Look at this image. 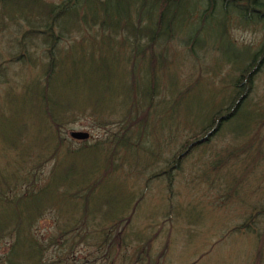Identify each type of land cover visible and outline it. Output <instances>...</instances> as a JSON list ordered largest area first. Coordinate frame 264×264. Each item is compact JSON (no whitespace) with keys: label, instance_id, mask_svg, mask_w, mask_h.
Instances as JSON below:
<instances>
[{"label":"trees","instance_id":"obj_1","mask_svg":"<svg viewBox=\"0 0 264 264\" xmlns=\"http://www.w3.org/2000/svg\"><path fill=\"white\" fill-rule=\"evenodd\" d=\"M223 1L213 6V2L207 0H61L58 5L47 0H0V16L5 15L10 20L22 18L25 30L21 38L40 39L45 58L41 68L42 91L38 92L36 83L30 97L23 95L19 99L29 102L30 112L44 129L37 141L40 148L33 157L35 165L25 170L24 175L19 172L26 164L11 179L0 178L3 181L0 205L25 200L33 213L19 225L21 230L14 229L13 225H0V247L8 244L0 256V264H164L167 241L152 254V237L144 238L138 232L135 240L130 238L129 226L140 197L134 199L129 190L108 195L106 183L111 175L121 174L118 170L126 159L133 162V167L121 174L127 177L135 166L149 165L156 158L160 147L152 145L150 136L160 105L158 72L168 62L165 53L169 43L182 36L180 40L185 44L182 48L193 56L194 46L203 48L197 43L208 21L211 27L218 29L219 36L229 39L231 25H247L254 20L251 24L259 22L261 25L262 42L249 61L239 68L227 98L213 105L198 123L187 121L194 126L192 134L151 178H164L169 189L172 172L179 169L192 150L206 145L226 125V131L232 132L235 139L239 132L247 129L248 122L242 120L244 115L238 116L264 61V0H236L235 7L232 0L228 4L227 0ZM24 13L29 16H23ZM191 25L193 31L188 34L185 31ZM61 41H71L66 50L56 47ZM84 47H88L87 50ZM112 50L125 51L122 67L129 72L125 96L118 97L120 103L79 94L68 99L66 94L77 91V87L82 93L86 91L82 85L66 84L65 89L60 85V79L67 77L70 69L77 65L85 67L89 63L90 73L99 77L98 85L93 88L108 91ZM18 53L13 55L12 61L21 60L23 56L31 61L24 45H20ZM134 65L139 68L136 77L132 73ZM69 80L77 81L78 75L72 73ZM172 86L169 83L165 88ZM184 104L185 99V116ZM76 116L92 117L96 126L105 130L103 138L89 144L87 140L63 137L62 125ZM236 119L242 122L238 133L233 125ZM165 122L164 119L159 121ZM23 158L29 162L30 156ZM43 164L48 165L47 171L39 176L36 167ZM50 190L60 194L62 203L49 204L48 200V204L43 201L39 207L35 198ZM60 205L65 211L63 219H60ZM68 211H72L69 217ZM256 214L264 215V206ZM44 216L56 220V232L45 237L33 236L34 225ZM250 222L251 217L234 230H248ZM6 239L9 241H4ZM263 241L257 240L259 244L248 264H263Z\"/></svg>","mask_w":264,"mask_h":264},{"label":"rangeland","instance_id":"obj_2","mask_svg":"<svg viewBox=\"0 0 264 264\" xmlns=\"http://www.w3.org/2000/svg\"><path fill=\"white\" fill-rule=\"evenodd\" d=\"M60 1L47 0L53 5ZM22 15L29 16L27 13ZM23 21L19 17L10 20L5 15L0 16V178L5 180L16 176L18 169L25 164L19 174L24 175L25 170L35 165L36 158L33 157L40 148L37 141L44 132L30 112L29 102L19 100L23 95L30 97L36 83L38 92L42 91L41 68L45 63L40 39L21 38L25 30ZM252 22L254 20L247 25H231V38L228 39L219 36L218 29L211 27L208 21L204 35L197 43L203 48L194 46L193 56L182 48L185 45L180 40L182 36L169 43L165 53L168 62L158 72L160 95L157 100L160 105L156 109L150 136L152 145L159 144L160 147L156 158L149 165L135 166L127 177L121 174L133 167V162L126 159L118 170L121 174L111 175L106 183L108 195L115 196L129 190L134 199L140 197L129 226L130 238L135 240L138 232L144 238L152 237V254H156L167 241L164 264H248L259 244H256L257 240H264V215L256 214L264 206V61L239 112L238 117L244 115L242 120L248 122L247 129L239 132L235 139L232 132L226 131V125L206 145L192 150L179 169L172 172L169 189L164 178H151V174L163 168L183 140L192 134L194 126L189 123H198L213 105L230 94V85L239 68L249 61L262 42L261 25ZM192 31L193 25L185 32L190 34ZM69 42L61 41L56 47L66 50ZM21 44L26 47L30 62L25 60L27 56L12 61ZM84 48L87 50L88 47ZM111 52L108 91L93 88L98 85L99 77L90 73L87 63L85 67L71 68L69 75L60 79L64 89L66 84L82 85L86 89L82 93L77 87V91L66 94L68 99L79 94L85 98L102 97L120 103L118 97L125 96L129 72L122 67L125 51ZM138 69L134 65L132 73L135 77ZM72 73L78 75L77 81L69 80ZM169 83L173 84L172 88H165ZM177 99L180 100L178 104ZM162 119L166 120L164 124L159 123ZM240 124L242 122L238 119L233 123L236 133ZM161 126L164 127L162 130L159 129ZM61 131L67 139L70 131L87 132L89 144L105 135V130L97 127L96 121L88 116L70 118L62 125ZM27 154L29 162L22 159ZM39 161L40 158L37 163ZM47 167V164L36 167L39 176L46 173ZM48 200L49 204L62 203L60 194L53 190L43 192L34 201L41 207L40 203L48 204ZM32 213L25 200L0 205V225H13L14 229L21 230L19 225ZM59 213L63 219L62 205ZM70 213L72 211L67 212L68 217ZM249 217L250 229L234 230ZM55 224L52 216L40 218L33 227V236L45 237L55 233ZM7 245L0 247V256L7 250ZM262 262L264 264V260Z\"/></svg>","mask_w":264,"mask_h":264},{"label":"water","instance_id":"obj_3","mask_svg":"<svg viewBox=\"0 0 264 264\" xmlns=\"http://www.w3.org/2000/svg\"><path fill=\"white\" fill-rule=\"evenodd\" d=\"M68 137L74 141H86L89 138V134L81 131H70Z\"/></svg>","mask_w":264,"mask_h":264},{"label":"flooded vegetation","instance_id":"obj_4","mask_svg":"<svg viewBox=\"0 0 264 264\" xmlns=\"http://www.w3.org/2000/svg\"><path fill=\"white\" fill-rule=\"evenodd\" d=\"M207 1L213 2V6L216 4L217 1L224 2L223 0H207ZM228 2H229V0L226 1V4H228ZM232 2H233V6L235 7L236 6V0H232ZM263 18H264V16H263Z\"/></svg>","mask_w":264,"mask_h":264}]
</instances>
